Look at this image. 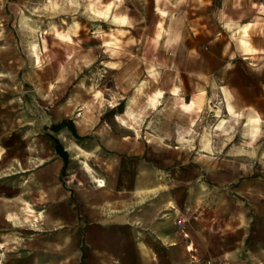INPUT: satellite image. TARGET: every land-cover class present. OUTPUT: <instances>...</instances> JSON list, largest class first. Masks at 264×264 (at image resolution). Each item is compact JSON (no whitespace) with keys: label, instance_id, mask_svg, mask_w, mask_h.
I'll return each instance as SVG.
<instances>
[{"label":"crops","instance_id":"1","mask_svg":"<svg viewBox=\"0 0 264 264\" xmlns=\"http://www.w3.org/2000/svg\"><path fill=\"white\" fill-rule=\"evenodd\" d=\"M197 1L186 75L141 111L104 121L82 91L0 120V264H264V160L230 139L240 119L253 142L264 126V0ZM210 99L226 110L211 123Z\"/></svg>","mask_w":264,"mask_h":264},{"label":"rangeland","instance_id":"2","mask_svg":"<svg viewBox=\"0 0 264 264\" xmlns=\"http://www.w3.org/2000/svg\"><path fill=\"white\" fill-rule=\"evenodd\" d=\"M221 5L213 0L209 9ZM204 9L197 0H0V120L15 126L82 91L89 104L96 98L103 106L104 121H115L127 105L141 111L150 92L176 84L174 73L186 75L180 68L196 53L190 50L199 39L194 18ZM58 30L73 40L60 38ZM207 107L203 121L216 122V108L226 114L217 99ZM242 120L235 121L231 144L259 147L263 165L264 126L253 142ZM201 132L194 136L200 139Z\"/></svg>","mask_w":264,"mask_h":264},{"label":"built area","instance_id":"3","mask_svg":"<svg viewBox=\"0 0 264 264\" xmlns=\"http://www.w3.org/2000/svg\"><path fill=\"white\" fill-rule=\"evenodd\" d=\"M184 219H182V218H179L178 220H177V223H178V225H180V226H182V229L184 228ZM185 235H187L186 233H184ZM208 264H221L220 262H218V261H209L208 262ZM222 264H230V262L229 261H224Z\"/></svg>","mask_w":264,"mask_h":264},{"label":"trees","instance_id":"4","mask_svg":"<svg viewBox=\"0 0 264 264\" xmlns=\"http://www.w3.org/2000/svg\"><path fill=\"white\" fill-rule=\"evenodd\" d=\"M65 122H67V121H62V122H60V123H58V124H56L54 126H59V125L65 124Z\"/></svg>","mask_w":264,"mask_h":264},{"label":"bare ground","instance_id":"5","mask_svg":"<svg viewBox=\"0 0 264 264\" xmlns=\"http://www.w3.org/2000/svg\"><path fill=\"white\" fill-rule=\"evenodd\" d=\"M27 25H28V24H27ZM37 56H39V55H37ZM37 56H36V57H37ZM101 181H102V180H101Z\"/></svg>","mask_w":264,"mask_h":264}]
</instances>
